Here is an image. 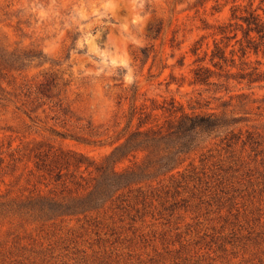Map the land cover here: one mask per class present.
I'll use <instances>...</instances> for the list:
<instances>
[{"label":"rangeland","instance_id":"rangeland-1","mask_svg":"<svg viewBox=\"0 0 264 264\" xmlns=\"http://www.w3.org/2000/svg\"><path fill=\"white\" fill-rule=\"evenodd\" d=\"M233 1L0 0V42L40 56L10 72L0 92V264H264V82L193 81L196 42L199 55L210 52L221 40L212 26L229 21L236 3L264 9V0ZM236 58L234 71L256 59L264 69L262 54L247 65ZM178 110L246 116L244 138L248 128L261 145L229 147L212 135L173 176L124 188L85 214L49 219L1 206L39 191L68 194L97 175L71 166L55 181L36 168L35 152L72 150L98 164L140 116L167 124Z\"/></svg>","mask_w":264,"mask_h":264},{"label":"trees","instance_id":"trees-1","mask_svg":"<svg viewBox=\"0 0 264 264\" xmlns=\"http://www.w3.org/2000/svg\"><path fill=\"white\" fill-rule=\"evenodd\" d=\"M252 5L241 8V4H234L229 21L212 26V35L220 36L221 40L214 39L210 52L206 49L203 56L199 55L202 44L201 40L196 42L192 51L198 55L196 61L199 63L193 70L194 83L224 87L228 86L231 80L237 81L238 84L246 82L248 85L264 82V69L259 66V59L255 60V66L233 70L237 68L236 56L242 65L251 62V53L264 56V9L260 13V8H253ZM239 32L243 34L242 38H239ZM232 39H235L236 43L228 53ZM224 40L227 42L222 45ZM236 44L239 45L238 50L235 49ZM38 57L40 56L37 52L30 50L19 53L0 42V92H6L10 87V80H6L10 72L20 70L25 61H33ZM207 59L209 62H206ZM41 93L46 92L43 89ZM2 99L0 97V102ZM178 111L181 112L180 116L167 121V124L149 122V115L140 116L137 127L98 164H91L86 156L72 150L35 152L36 168L55 178V181H60L64 176L63 170H69L71 166L78 170L82 167L88 170L93 166L97 175L92 184L87 181L82 185L76 181L78 187L68 194H46L39 191L25 199L2 202L1 206L13 212L36 210L49 219L85 214L100 208L124 188L159 175L173 176V172L184 163V155L212 135L219 136L222 141L226 140L229 147L240 141L244 147L250 145L252 150L261 145L258 139L260 135L248 128L244 138L242 125H247L250 121L246 116L228 115L225 112L219 114ZM236 128L239 131H236ZM138 150L148 151L142 164L134 162L133 166L123 170L116 168L118 162Z\"/></svg>","mask_w":264,"mask_h":264}]
</instances>
